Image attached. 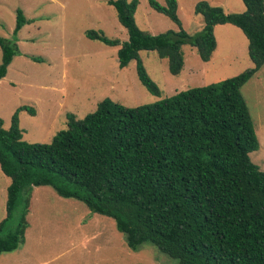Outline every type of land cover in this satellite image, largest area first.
Returning <instances> with one entry per match:
<instances>
[{"label":"trees","instance_id":"16d2710c","mask_svg":"<svg viewBox=\"0 0 264 264\" xmlns=\"http://www.w3.org/2000/svg\"><path fill=\"white\" fill-rule=\"evenodd\" d=\"M242 2L244 11L226 12L207 0L197 1L193 10L202 15L203 26L190 34L181 25L177 0H165V5L148 0L177 25L158 33L137 25L138 0H106L127 39L120 43L101 29H87L85 35L119 45V67L134 60L140 83L154 95L160 88L139 51H155L177 75L184 65V44L195 47L201 60H210L217 24L240 28L253 65L152 103L127 106L104 97L82 118L68 113L66 129L49 143L22 138L18 112L34 115L33 107L17 108L7 128L0 118V170L10 179L0 253L25 242L31 187L48 185L111 218L129 248L150 242L178 264H264V168L249 157L259 141L240 93L264 63V0ZM28 21L18 8L14 38L0 37V79L18 52L15 36Z\"/></svg>","mask_w":264,"mask_h":264},{"label":"rangeland","instance_id":"374dc122","mask_svg":"<svg viewBox=\"0 0 264 264\" xmlns=\"http://www.w3.org/2000/svg\"><path fill=\"white\" fill-rule=\"evenodd\" d=\"M157 1L165 5V0ZM197 1L177 0L181 25L190 34L203 26L202 15L193 10ZM207 1L226 12L245 10L242 0ZM18 8L29 21L17 32L18 52L0 79V118L7 128L17 108L33 107L34 115L24 109L18 112L22 138L28 142L49 143L57 131L66 129L68 113L82 118L104 97L127 106L152 103L179 90L237 75L253 65L240 28L217 24V45L210 60H201L195 47L184 44V65L177 75L168 71L167 60L155 51H139L148 75L160 88V94L154 95L140 83L134 60L119 67V45H106L85 35L87 29H101L120 43L127 39L126 29L106 0H0V37L8 41L14 38ZM134 18L141 29L151 33L177 29L148 0H138ZM1 55L0 48V60ZM240 93L259 141L249 157L263 169L264 63L240 87ZM9 183L0 170V221L5 216ZM30 192L25 242L0 253V264H178L150 242L129 248L111 218L91 212L79 200L58 195L51 186H32Z\"/></svg>","mask_w":264,"mask_h":264}]
</instances>
